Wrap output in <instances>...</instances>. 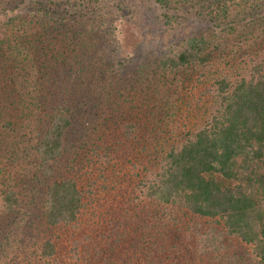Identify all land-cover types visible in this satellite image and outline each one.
<instances>
[{"label": "trees", "instance_id": "16d2710c", "mask_svg": "<svg viewBox=\"0 0 264 264\" xmlns=\"http://www.w3.org/2000/svg\"><path fill=\"white\" fill-rule=\"evenodd\" d=\"M83 2L0 0V130L28 128L27 122L39 121L34 113L39 105L46 108L48 126L36 133L32 145L48 235L39 246V263L60 264L62 258V264H72L58 252V242L66 239L73 264L82 259L93 264L82 256L94 232L96 264L97 246L106 252L113 237L131 248L142 247L136 264H264V61L255 63L248 77H219L212 90L205 87L202 93L217 96V108L202 124L174 138L153 145L136 137L135 123L114 120L126 143L143 142V158L135 172L126 169L125 186L119 180V186H103L105 192L118 190L108 191L109 203L95 196L97 182L83 178L86 171L79 161L53 176L72 123L65 97L85 83L92 60L84 35L96 28ZM217 46L215 32L206 30L188 37L177 53L158 64L164 72L205 68ZM43 65V78L39 74L35 80L28 69ZM117 150L98 146L91 152L99 157L107 181L117 175L110 169ZM1 205L9 212L20 207L13 188L1 191Z\"/></svg>", "mask_w": 264, "mask_h": 264}, {"label": "rangeland", "instance_id": "374dc122", "mask_svg": "<svg viewBox=\"0 0 264 264\" xmlns=\"http://www.w3.org/2000/svg\"><path fill=\"white\" fill-rule=\"evenodd\" d=\"M83 1L86 15L93 18L96 28L84 35L92 60L86 67L85 83L65 97L72 123L53 176L59 177L68 165L79 161L86 171L83 178L97 182L93 186L95 196H103L109 203L108 191L114 194L118 190L107 188L105 192L103 186H119L118 180L125 186L126 169L135 172L143 158V142L126 143L114 120L135 123L136 137L153 145L206 121L217 108L218 98L213 92L202 93L205 87L212 90L219 77L232 81L248 77L252 66L264 61V0H167L166 4L158 0ZM206 30L215 32L218 46L205 68L164 72L159 67L160 58L177 53L188 37ZM44 68L35 66L28 73L36 78ZM39 85L44 94L48 92L47 86ZM34 113L39 121L27 122L28 128L0 130V264H40L39 246L48 236L42 226L41 172L32 153L36 133L48 126L43 116L46 108L42 110L39 105ZM98 146L118 149L120 159L115 158L110 167L117 175L110 174L111 180L107 181L105 171H99V157L91 155ZM148 149L151 151L152 146ZM5 186L17 192L21 203L10 212L1 205ZM95 238L93 232L85 242L87 253H82V258L93 264L97 259L92 260ZM65 240L58 242V252L60 256L66 254L68 263L73 264V252H68L70 245ZM127 242L117 243L113 237L106 252L97 246V264H123V260L128 261L124 264H136L142 258V247L131 248ZM249 252L247 248L248 258Z\"/></svg>", "mask_w": 264, "mask_h": 264}]
</instances>
